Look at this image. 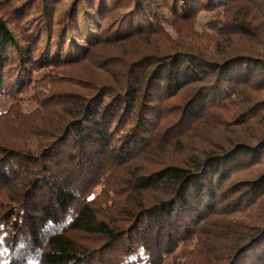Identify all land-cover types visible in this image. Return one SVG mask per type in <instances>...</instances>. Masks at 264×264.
I'll return each mask as SVG.
<instances>
[{
  "label": "trees",
  "instance_id": "obj_1",
  "mask_svg": "<svg viewBox=\"0 0 264 264\" xmlns=\"http://www.w3.org/2000/svg\"><path fill=\"white\" fill-rule=\"evenodd\" d=\"M2 98L4 264H264V0H0Z\"/></svg>",
  "mask_w": 264,
  "mask_h": 264
},
{
  "label": "rangeland",
  "instance_id": "obj_2",
  "mask_svg": "<svg viewBox=\"0 0 264 264\" xmlns=\"http://www.w3.org/2000/svg\"><path fill=\"white\" fill-rule=\"evenodd\" d=\"M13 104V101H11V100H8V99H5V98H2V99H0V112L2 111V112H5V111H7L10 107H12L11 105ZM29 109V108H28ZM53 113V112H58L57 111V106H52L50 109H46V111H45V113H48V114H50V113ZM52 115V114H51ZM4 127H2L1 125H0V131L2 132V133H0V134H2L4 137H8V136H10V132L7 130V129H3ZM211 135H212V137H214V138H218V137H220L221 136V133H218V132H212L211 133ZM14 136L12 135V137L11 138H13ZM119 189H116V190H114V192L117 194V198H116V200L117 201H119V203L121 202V200H122V198L121 197H119V195H118V193H119ZM100 189H98L97 191H96V194H100ZM15 197V194H14V189L12 188V187H9L8 188V190L6 191V193H4L2 196H0V209H3V210H5L7 207H6V203L5 202H11V200L13 199ZM106 197V196H105ZM108 197V196H107ZM10 199V200H9ZM106 198H104V200H105ZM108 199H110L109 197H108ZM108 202H110V200H108Z\"/></svg>",
  "mask_w": 264,
  "mask_h": 264
},
{
  "label": "snow or ice",
  "instance_id": "obj_3",
  "mask_svg": "<svg viewBox=\"0 0 264 264\" xmlns=\"http://www.w3.org/2000/svg\"><path fill=\"white\" fill-rule=\"evenodd\" d=\"M2 223V222H0ZM5 241L2 237H0V248H3ZM7 252V249H4V251H0V257H3ZM0 264H4L3 260H0Z\"/></svg>",
  "mask_w": 264,
  "mask_h": 264
}]
</instances>
